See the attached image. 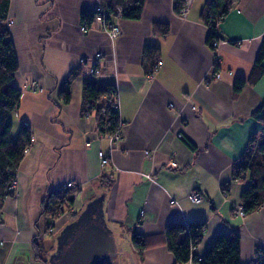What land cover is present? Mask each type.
<instances>
[{"label": "crops", "instance_id": "obj_1", "mask_svg": "<svg viewBox=\"0 0 264 264\" xmlns=\"http://www.w3.org/2000/svg\"><path fill=\"white\" fill-rule=\"evenodd\" d=\"M206 1L191 0L181 17L175 0H144L140 17L117 19L121 33L110 39L91 23L80 28V13L92 11L96 0H9L7 25L17 61L12 84L21 91L10 118L12 136L26 124L34 141L17 169L13 196L0 208V264H51L53 232L76 218V206L82 210L101 193L119 261L127 252L128 264H173L164 246L146 249L139 260L130 240L134 233H161L174 221L206 222L194 250L198 256L215 235L231 231L240 237L242 264L264 247V203L240 217L236 206L246 185L231 182L229 192L220 190L260 128L251 114L264 101V71L237 95L232 87L236 78H249L264 43V0H224L229 8L218 23L222 41L216 49L207 43ZM156 24L167 26V33H154ZM145 46L157 48L151 62L143 59ZM97 54L98 73L90 75ZM78 68L69 102L53 101L56 88ZM91 78L116 91L117 142L98 132L94 113L81 115L82 83ZM100 150L109 155L107 165H100ZM102 176L107 187L99 184ZM50 188L70 200L52 225L40 205ZM193 190L204 195L201 203L188 199ZM33 243L42 247L41 260Z\"/></svg>", "mask_w": 264, "mask_h": 264}, {"label": "trees", "instance_id": "obj_2", "mask_svg": "<svg viewBox=\"0 0 264 264\" xmlns=\"http://www.w3.org/2000/svg\"><path fill=\"white\" fill-rule=\"evenodd\" d=\"M184 0H175L174 10L178 12ZM144 0H102V5L108 10L109 17L114 16L116 6L122 8L121 17L136 20L142 13ZM9 0H0V208L4 199L13 196V182L16 180L17 169L30 145L31 131L26 124L19 126L16 136H12L11 115L19 106L21 91L12 84L17 69L14 47L9 38L7 25V11ZM229 6L224 0H207L203 10V18L207 21L208 14L215 19H223ZM92 11H82V23H91ZM154 33L165 35L167 26L156 24ZM214 33L208 34L207 43L211 46ZM157 48L145 46L143 59L151 62L156 59ZM264 58V43L256 57L255 64L247 80L236 78L233 83V93L237 95L246 81L256 82L262 75L264 68L261 61ZM81 73V69L70 71L63 82L56 88L55 100L67 104L70 99L69 86L72 80ZM82 104L81 115L94 113L96 128L104 136L112 135L120 126L118 111L112 107V100L116 97L113 86L101 85L94 79L83 81L81 87ZM105 100H109L106 102ZM260 124V128L253 132L248 140L246 149L231 166L230 182L220 185L222 192H229L231 182L246 185L239 196V204L245 215L258 210L264 203V101L251 114ZM100 186L107 187L109 179L102 176ZM70 200H65L62 191L50 188L41 201V214L49 217V225L57 214L69 207ZM206 222L204 220L174 221L165 225L158 234L140 236L134 233L131 236V246L136 257L141 260L146 249L155 246H164L173 257V264H242L240 257V237L234 232L220 233L200 256L194 250L201 244ZM36 259H42L39 252L42 247L33 243ZM119 251L113 249L109 257L111 264L119 261ZM250 264H264V247H256L254 258Z\"/></svg>", "mask_w": 264, "mask_h": 264}, {"label": "water", "instance_id": "obj_3", "mask_svg": "<svg viewBox=\"0 0 264 264\" xmlns=\"http://www.w3.org/2000/svg\"><path fill=\"white\" fill-rule=\"evenodd\" d=\"M103 199L101 193L88 201L60 233L57 251L48 258L51 264H111L109 257L118 249L106 226Z\"/></svg>", "mask_w": 264, "mask_h": 264}, {"label": "built area", "instance_id": "obj_4", "mask_svg": "<svg viewBox=\"0 0 264 264\" xmlns=\"http://www.w3.org/2000/svg\"><path fill=\"white\" fill-rule=\"evenodd\" d=\"M190 1L191 0H184L183 6L178 11V14L181 17L186 16V14L188 12ZM239 1L240 0H234V2H239ZM115 11H116V13L112 19V16L109 17L108 10L102 5V0H96V4L92 9L94 16H93V19L91 21V24L95 25L98 29L105 32L109 36L110 39L117 38L121 33L120 27L117 24L116 20L121 18L122 8L120 6H116ZM220 21H221V19H215L211 14H208V16H207L206 25L208 26L209 32L210 33L212 32L215 35V37L211 41V47L215 48V49L218 48V46L221 44V41H222L220 39V36H219L220 34L218 31V23ZM89 25L90 24H88V23H82L80 28L82 31H85L86 29H88L90 27ZM99 61H100V54H97V55H95V57L93 58V60L91 61L90 65L88 67V73L90 75H95L98 73L97 66L99 64ZM80 63H84V60L80 59ZM160 64H161V62L159 61L157 63V65L154 67V70H156L160 66ZM150 75H153V74H150ZM215 76H218V75L215 74ZM29 89L33 90L34 84H30ZM112 107L115 110H118V102H117L116 97L112 100ZM120 137H121L120 126L112 135L107 136V138L111 142H117L120 139ZM33 141H34V139L31 136L30 137V144ZM97 155L99 157L101 166L107 165L109 163V155L107 153H104L103 151L100 150V151H98ZM14 182H13V185H14ZM224 195H226V193H224ZM188 199L192 203L198 204L204 200V195L197 190H193L188 195ZM236 213L240 217L245 216V214L243 213V208L240 204H238V206H236Z\"/></svg>", "mask_w": 264, "mask_h": 264}, {"label": "rangeland", "instance_id": "obj_5", "mask_svg": "<svg viewBox=\"0 0 264 264\" xmlns=\"http://www.w3.org/2000/svg\"><path fill=\"white\" fill-rule=\"evenodd\" d=\"M76 207H77V208H76V214H75V215L78 216V214L80 213L79 211H81V210H79V209H81L82 207H81V206H79V207L76 206ZM78 212H79V213H78ZM71 221H72V220H71ZM71 221L68 222V223H66L63 227H61L59 231L57 230V231H58L57 234H56V232H55V233L53 232V234H52V237H53V243H50L51 246H53V249H52V251L50 252L49 257L52 255V253H55V252L57 251L58 237H59L60 233L65 229V227H66L69 223H71ZM47 238H48V236H47ZM47 238H45V239H47ZM49 242H50V241H49ZM54 242H55V243H54ZM50 244H48V243L45 244V246H46V250L50 248V246H49ZM131 247H132V246H131ZM132 249H133V248H132ZM127 260H129V254H128L127 252H125L122 261L120 260V261H119L118 263H116V264H128Z\"/></svg>", "mask_w": 264, "mask_h": 264}]
</instances>
